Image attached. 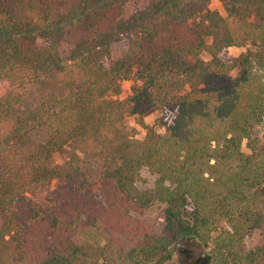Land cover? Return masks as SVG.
<instances>
[{"label":"trees","instance_id":"1","mask_svg":"<svg viewBox=\"0 0 264 264\" xmlns=\"http://www.w3.org/2000/svg\"><path fill=\"white\" fill-rule=\"evenodd\" d=\"M130 1L0 0V264H264V0Z\"/></svg>","mask_w":264,"mask_h":264},{"label":"rangeland","instance_id":"2","mask_svg":"<svg viewBox=\"0 0 264 264\" xmlns=\"http://www.w3.org/2000/svg\"><path fill=\"white\" fill-rule=\"evenodd\" d=\"M149 0H133L130 1L124 10V17L128 18L131 16L137 9L143 8L147 5ZM210 8L212 10L219 11L222 15H226L225 8L220 0H210ZM129 42L127 38H121L119 41H116L111 46V55L114 59H121L125 53L128 51ZM246 51L245 48L239 47H230L225 53V58L228 60H235L238 58L242 53ZM234 73L237 70L233 71ZM131 94V82H124L122 85V94L120 96L121 99L127 98ZM159 113H149L144 117V121L148 126H152L155 124L156 119L158 118ZM123 131L125 135L130 139L142 140L146 134V130L142 128L137 121V117H128L126 118L123 126ZM258 133L261 137H264V123L258 129ZM39 138L41 135H38ZM68 153L64 154H57L56 161L59 164L64 163L66 160H69V154L72 152L79 153L81 158V162H79L85 171L89 174L90 179L92 181H97L100 176L101 168H100V158L98 157V153L91 149L89 154L82 153L78 150H73L72 148H68ZM55 185V183H54ZM45 197L44 194H40L37 196V200L43 202L42 200ZM163 205L155 204L151 206L144 215V219L151 225L155 230H159L163 226ZM102 232V231H101ZM85 239H97L104 237L103 234L99 232H93L91 234H83ZM91 237V238H90ZM260 241V236L256 233L252 238L249 240V244L251 247L258 244ZM188 250H184L182 252L183 256L182 260H180L176 264H204L202 261V252L203 250L198 247L186 248ZM5 253V252H4ZM185 258V259H184Z\"/></svg>","mask_w":264,"mask_h":264}]
</instances>
